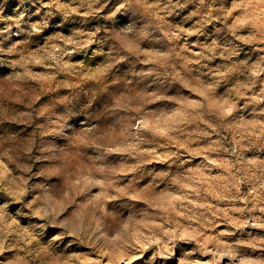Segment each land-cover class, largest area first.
Listing matches in <instances>:
<instances>
[{
  "label": "clouds",
  "instance_id": "9594fccd",
  "mask_svg": "<svg viewBox=\"0 0 264 264\" xmlns=\"http://www.w3.org/2000/svg\"><path fill=\"white\" fill-rule=\"evenodd\" d=\"M9 3L0 264H264V0Z\"/></svg>",
  "mask_w": 264,
  "mask_h": 264
},
{
  "label": "rangeland",
  "instance_id": "374dc122",
  "mask_svg": "<svg viewBox=\"0 0 264 264\" xmlns=\"http://www.w3.org/2000/svg\"><path fill=\"white\" fill-rule=\"evenodd\" d=\"M4 2V0H0V4H2ZM18 3V0H10V3L8 4V8H7V13L8 14H11V15H17L18 13L16 12V10L14 9L13 12H12V9L13 7L15 6V4ZM21 11H24L26 13V19H39V17H33L32 16V12H33V8L31 7V5H25L23 8L20 9ZM95 23H101L100 20H96ZM76 25H72V24H69V25H65V28H64V31H68L71 27H75ZM93 24H89V25H86V27H92ZM196 50V49H194ZM223 227V226H221Z\"/></svg>",
  "mask_w": 264,
  "mask_h": 264
}]
</instances>
